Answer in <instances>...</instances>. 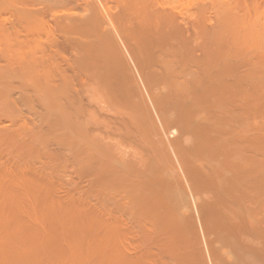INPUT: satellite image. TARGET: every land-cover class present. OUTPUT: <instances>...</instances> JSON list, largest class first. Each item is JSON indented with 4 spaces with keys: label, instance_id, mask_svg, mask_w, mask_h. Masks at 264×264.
<instances>
[{
    "label": "bare ground",
    "instance_id": "bare-ground-1",
    "mask_svg": "<svg viewBox=\"0 0 264 264\" xmlns=\"http://www.w3.org/2000/svg\"><path fill=\"white\" fill-rule=\"evenodd\" d=\"M42 2L0 0V264H264V21Z\"/></svg>",
    "mask_w": 264,
    "mask_h": 264
},
{
    "label": "rangeland",
    "instance_id": "rangeland-1",
    "mask_svg": "<svg viewBox=\"0 0 264 264\" xmlns=\"http://www.w3.org/2000/svg\"><path fill=\"white\" fill-rule=\"evenodd\" d=\"M41 1H44V2H42V3H48L49 2V0H41ZM84 1V0H83ZM83 1L82 0H65V1H63V0H52V4L56 7V6H59L60 8H64L65 6V8H69V7H77V4H80L81 2L83 3ZM183 1V2H182ZM215 0H177V2H176V0H167V9H168V7H169V9L168 10H170V11H172V12H174L175 14H179L178 16H180V13L182 12V15H183V13H185L184 14V16L187 14L189 17H192L191 15L193 14V12H195L196 13V11H201L200 12V14H202V16H203V23L206 25V28H208L209 27V29L211 28V29H215V30H219L220 28H222L223 27V23L222 22H225L226 21V17L228 18V16H229V13H230V17H231V20L232 19H235V18H232V16L233 17H236V15H237V17H238V15L239 16H242L243 17V15H245L244 16V18L246 17L247 18V20H252L254 17H257V19H259L258 21H259V23H262L263 21H264V18H263V16H264V0H220V2H219V0H216L215 2H214ZM226 1V2H225ZM234 1V2H233ZM173 2V3H172ZM228 2V3H227ZM229 2H230V4H229ZM248 2V3H247ZM49 3H51V0H50V2ZM59 3V4H58ZM180 3V4H179ZM219 3V4H218ZM51 4V5H52ZM60 4H62L61 6H60ZM68 4V5H67ZM183 4V5H182ZM190 4V5H189ZM228 4L230 5V6H228ZM245 4V5H244ZM70 5V6H69ZM214 5V6H213ZM215 5H217L216 7H215ZM222 5H223V7H225L226 9H228V10H226V11H224L223 9H225V8H223V9H221L222 8ZM225 5V6H224ZM243 5V6H242ZM79 6V5H78ZM189 6V7H188ZM214 8H213V7ZM232 6V7H231ZM185 9H184V8ZM192 7V8H191ZM195 7H199V8H195ZM221 7V8H220ZM232 9H231V8ZM234 7V8H233ZM212 8V9H211ZM216 8V9H215ZM245 8V9H244ZM173 9V10H172ZM187 9V10H186ZM189 9H190V12H189ZM221 9V10H220ZM248 9V10H247ZM255 9V10H254ZM179 11V13H178V11ZM182 10V11H181ZM184 10L185 11H188L187 13L186 12H184ZM223 10V11H222ZM176 11H177V13H176ZM181 11V12H180ZM193 11V12H192ZM236 11V12H235ZM254 11V12H253ZM259 11H261V12H259ZM222 12V13H221ZM225 12L227 13L228 12V14H225ZM250 12V13H249ZM233 13H235V14H233ZM258 13H259V15H258ZM261 13V14H260ZM222 14V15H221ZM247 14V15H246ZM249 14V15H248ZM186 15V16H187ZM225 15H227L225 18H223V16H225ZM201 16V17H202ZM248 16V17H247ZM254 16V17H253ZM181 17V16H180ZM229 17V18H230ZM250 17H252V19L250 18ZM258 17H260V18H258ZM240 19H243V18H241V17H239ZM245 18V19H246ZM245 19H243V20H245ZM225 20V21H224ZM218 21V22H217ZM219 21H220V23H219ZM223 25H222V24ZM263 24H264V22H263ZM204 25V26H205ZM208 25V26H207ZM215 25V26H214ZM220 25H222V26H220ZM214 26V27H213ZM217 29H216V28ZM221 30H223V29H221ZM223 31H225V30H223ZM223 31H219V33H218V35H219V38H220V36H221V34H222V36L224 37V35H226L225 34V32H227V31H225V32H223ZM221 33V34H220ZM224 33V34H223ZM221 36V37H222ZM243 46H244V44H243ZM120 47H121V45H120ZM122 49H124V52H123V54H126L125 55V57L126 56H128V58L126 57L125 59H127L126 61H128V62H131V67L134 69V71H136V68H135V65L133 64V62H132V60L130 59V57H129V55H128V53L126 52V50H125V48H123V47H121V50ZM250 50V49H249ZM130 60V61H129ZM128 62H127V65H128V68L130 69V71H131V74L133 75H135V72H133V69L131 68V67H129V64H128ZM264 68V67H263ZM136 75L137 76H134V78L136 79V82L138 81V84H139V80H137V79H139V77H138V73H137V71H136ZM32 106V105H31ZM31 106H25L26 108H29V107H31ZM25 107H23L24 109V111H22L23 112V115L25 114L26 115V117H25V122L26 121H28V124L27 125H29L30 126V128L33 126L34 127V129L33 130H36V128H37V126H38V128L39 127H41L43 124L41 123V120H42V118H39V116L37 117V115L36 114H39V113H37L38 111L36 110V114H35V111H34V109H32V108H34V106H32V108H31V110L29 109H25ZM22 110V109H21ZM26 110V111H25ZM21 112V113H22ZM25 112V113H24ZM2 113V112H1ZM0 113V116L1 115H4V114H1ZM4 113V112H3ZM6 113H8V112H6ZM10 114L11 113H9V114H7V118L5 117V116H3V118H0L1 120H0V122H2V125H4V127L7 129V128H9L8 126H10V120H11V118L9 117V119H8V115L10 116ZM13 115V114H12ZM33 116V117H32ZM12 117V116H11ZM4 119V120H3ZM30 119V120H29ZM41 119V120H40ZM3 120V121H2ZM40 120V121H39ZM264 121V120H263ZM43 122V121H42ZM32 123H33V125H32ZM40 124H42L41 126H39ZM7 126V127H6ZM32 127V128H33ZM31 128V129H32ZM37 128V129H38ZM10 129V128H9ZM43 144H39L38 146H40V147H43L44 148V150H43V148H41L42 150V152L43 153H45V151L48 153V152H52V151H56L57 149L55 148L56 147V145L54 144V145H52L51 144V147H50V145H48V147H46L45 148V146H47V145H43ZM50 147V149H48ZM40 149V148H39ZM46 149H48V150H46ZM54 149V150H53ZM50 150V151H49ZM52 150V151H51ZM58 151V150H57ZM53 153H55V152H53ZM7 154V155H6ZM6 154H4V155H2V157H4V159H6L7 161L8 160H11V161H16V160H18L17 162L19 163V159L17 158V157H14V156H10L8 153H6ZM12 157V158H11ZM14 157V158H13ZM43 158H45V156L43 157ZM39 159L40 160H43L42 159V157L41 158H35L34 159V161H35V163H34V161L33 160H31L30 162H32V166L34 167H36V169H37V165H38V167L39 168H41V166H42V168H43V170H45V172L46 173H48V174H50V175H52L53 173V179L55 180V181H58L61 185H60V187H61V189H64L63 191H65V192H69V193H73L74 191H72V189L74 188V184L76 183V181H78L79 179L74 175V173H72V169H71V167L69 168V169H64L63 171L62 170H56V171H52V170H50L49 168H51V166H50V163L48 164V166H44V164H46V163H44V162H38L39 161ZM47 161H48V159H47V157L45 158ZM46 160H44V161H46ZM50 161V160H49ZM48 161V162H49ZM42 165H41V164ZM20 164V163H19ZM35 164V165H34ZM41 165V166H40ZM49 170H48V169ZM47 169V170H46ZM71 170V171H70ZM49 171V172H48ZM65 171V172H64ZM50 172H52V173H50ZM71 172V173H70ZM68 173V174H67ZM56 174V175H55ZM65 174H66V176H65ZM75 176V178H77V180L75 179V178H73ZM52 177V176H51ZM56 178L58 179V180H56ZM63 179V180H62ZM69 179H70V181H69ZM76 180V181H75ZM62 181V182H61ZM83 180H81V182H82ZM80 181L78 182V184H80V186L81 187H83L82 185H84V187H85V184L83 183V182H85V181H83L82 183H81ZM74 185V186H73ZM73 187V188H72ZM69 189V190H68ZM67 190V191H66ZM81 193V192H80ZM79 193V194H80ZM185 194H187L185 197H184V194L182 195H180L181 196V198H180V196H179V200H178V198H177V202L181 205H179L180 207H183V205L185 206V202H186V204H187V200H188V202H189V204L191 205V203H190V201H192V199L191 200H189V198H192V196L189 194V196H188V193L186 192ZM81 195V194H80ZM87 197V199L88 198H91V197H88V195L86 196ZM186 197H188V199L186 198ZM183 198V199H182ZM186 199V200H185ZM89 200V199H88ZM90 200H92V198L90 199ZM181 200H185V202L184 201H181ZM93 201V200H92ZM182 209V208H181ZM125 216H127L126 214H124ZM124 216V217H125ZM125 219H129L128 217H126ZM140 234H138V235H136V236H134V239L136 240L137 239V242H138V244H139V247H140V249H143L144 247H147V245L145 244L146 242H144L145 241V239L143 240V238L141 237V236H139ZM137 237H139V238H137ZM142 238V240H141V238ZM139 240L140 241H142L143 242V244L144 245H142L140 242H139ZM130 241V239L127 241V242H129ZM132 241V240H131ZM130 241V243H132ZM140 245H142V246H140ZM133 246V245H132ZM152 251L154 250L155 252L154 253H156V250L154 249V248H152L151 249ZM156 255V254H155ZM158 257H159V254L157 255ZM157 256H155V259L156 260H158L157 259ZM161 258H162V261H163V259L165 260L166 258H167V256H166V258H165V256L164 257H162V256H160ZM160 258V259H161ZM158 261H161V260H158ZM167 260H165V261H163V262H166ZM162 262V264H164ZM160 263V262H159ZM156 264H158V262L156 263ZM161 264V263H160ZM166 264H167V262H166Z\"/></svg>",
    "mask_w": 264,
    "mask_h": 264
}]
</instances>
